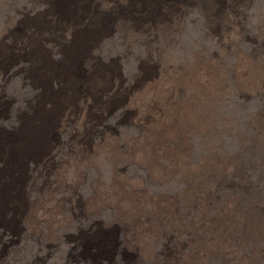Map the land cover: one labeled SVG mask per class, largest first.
I'll return each instance as SVG.
<instances>
[{
  "label": "rangeland",
  "instance_id": "rangeland-1",
  "mask_svg": "<svg viewBox=\"0 0 264 264\" xmlns=\"http://www.w3.org/2000/svg\"><path fill=\"white\" fill-rule=\"evenodd\" d=\"M56 1L0 0V264H264V77L238 69L264 65V0H226V18L167 0L157 23L139 0ZM199 63L226 87L173 86L172 101L195 97L197 124L164 133L151 95ZM44 126L38 153L24 148ZM215 158L224 169L207 175Z\"/></svg>",
  "mask_w": 264,
  "mask_h": 264
},
{
  "label": "bare ground",
  "instance_id": "bare-ground-1",
  "mask_svg": "<svg viewBox=\"0 0 264 264\" xmlns=\"http://www.w3.org/2000/svg\"><path fill=\"white\" fill-rule=\"evenodd\" d=\"M200 1L208 9V13H210L212 16L216 18H219V17L226 18L224 14H222V11L220 10L224 2L226 3V0H200ZM233 1L234 3H237V2H240L241 0H233ZM166 2L167 0H139L137 4L139 8L148 15V18H149L148 20L150 21V23H154V22L157 23V22H162L159 20L161 17V12H159V8L162 4H165ZM89 7H86L83 5L80 6L79 13L81 17L86 12H90ZM55 8L58 11L70 10L69 3H67V0L56 1ZM226 14L229 17L233 16V14H230L228 9H227ZM97 19H98V23L95 28L96 29L101 28V29H97V32H99L100 30L106 27L108 23V19L104 16H101L100 18H97ZM161 19L163 18L161 17ZM89 37H90L89 32L88 33H84V31L79 32V34L75 38L73 46L77 44H81V43L85 45ZM79 52H80V49H75L72 51H68L66 53L65 58L62 60L66 64L64 66L66 71L69 72L71 69H73V67L76 66L75 62H76ZM45 58H46L45 56L43 55L41 56V59H45ZM238 69L239 71L241 70L240 78L243 79L247 85H251V84L254 85L260 82L262 83V79L264 77V65L258 70L259 72L257 73L255 72L256 74L253 73L254 70L247 68V66L244 67L243 64L238 65ZM221 72L222 71L218 70L217 68H214V66H208V65L199 63L197 67L193 66V68L187 72L179 71L178 74H176L175 72H172V74L169 75L166 79L162 78L160 86L151 95L153 96V100L151 102L147 99V95L144 94L142 90L137 93L136 97H137L139 104H141L140 106H144L146 102H150L149 104L150 109L157 111V114L153 116L154 119H153L152 125H155L156 127L160 128L164 133H170V134L177 133L179 128L182 127L183 124L181 121H183L184 119H188L186 120V122L192 125L197 124L198 115L195 113V100H196L195 97L204 95V96H207L209 99H213V97H216L220 94L219 91L224 90L226 86L223 84L222 79H220ZM214 74H217L219 77H214ZM183 83L184 84L186 83V85H184ZM179 85H182V86L190 85L191 88L194 90L195 97L193 98L192 96L186 97L178 102L172 101L171 95H169V93H174V91L172 90L173 86H179ZM101 86L104 87L105 82L103 84H99L98 88H100ZM52 118L53 116H51L50 118L46 116L44 119L49 120ZM174 122H177L178 124L174 125ZM43 128L45 129V126ZM29 129H30V131L28 130L29 132L25 131L26 137H24V140H23L24 148L31 147L34 150L37 145L38 139H36L33 136V134L36 133L39 136V133L35 130V128H34L33 133H31V128ZM43 133L45 134L46 132H43ZM164 148L169 149L167 145H165ZM186 154L187 153H185L184 150L181 149L179 156L176 160L178 161V164L184 165L183 157L186 156ZM220 161H223V160H220L218 158L206 160L205 166H206V172H208L207 175H209L215 170L222 171L224 169V162L221 163ZM184 169L186 170L185 167ZM204 189H207V188L204 187ZM165 207H166V210H169L171 208L169 204L165 205ZM231 211L233 214L234 209L232 208ZM238 214H240L239 216H242L246 221H252L254 218V216L249 210H242Z\"/></svg>",
  "mask_w": 264,
  "mask_h": 264
},
{
  "label": "clouds",
  "instance_id": "clouds-1",
  "mask_svg": "<svg viewBox=\"0 0 264 264\" xmlns=\"http://www.w3.org/2000/svg\"><path fill=\"white\" fill-rule=\"evenodd\" d=\"M41 132H43L42 130H44V128L43 127H39L36 131L38 132V133H41ZM29 132V131H28ZM41 143H45L43 140H40V139H38V142H37V145H36V147H35V152L34 153H38V146H39V144H41ZM34 153H31V154H29L28 152H26L25 154H28V155H34ZM22 157V156H21Z\"/></svg>",
  "mask_w": 264,
  "mask_h": 264
}]
</instances>
